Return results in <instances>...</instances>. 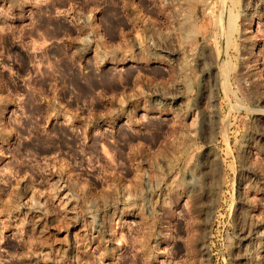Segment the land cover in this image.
Masks as SVG:
<instances>
[{"label":"rangeland","instance_id":"obj_1","mask_svg":"<svg viewBox=\"0 0 264 264\" xmlns=\"http://www.w3.org/2000/svg\"><path fill=\"white\" fill-rule=\"evenodd\" d=\"M0 264H264V0H0Z\"/></svg>","mask_w":264,"mask_h":264},{"label":"bare ground","instance_id":"obj_2","mask_svg":"<svg viewBox=\"0 0 264 264\" xmlns=\"http://www.w3.org/2000/svg\"><path fill=\"white\" fill-rule=\"evenodd\" d=\"M183 22V21H182ZM185 24V23H184ZM233 29V28H232ZM195 119H193L192 121H194Z\"/></svg>","mask_w":264,"mask_h":264}]
</instances>
